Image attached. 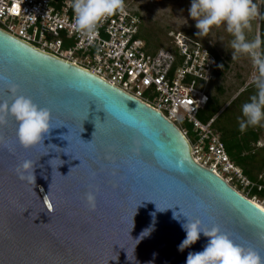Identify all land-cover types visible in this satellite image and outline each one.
I'll use <instances>...</instances> for the list:
<instances>
[{"label":"water","instance_id":"95a60500","mask_svg":"<svg viewBox=\"0 0 264 264\" xmlns=\"http://www.w3.org/2000/svg\"><path fill=\"white\" fill-rule=\"evenodd\" d=\"M0 78V99L14 83L52 114V129L31 149L17 141L11 116L0 126V264H185L207 238L179 251L184 215L264 256V210L195 163L160 113L1 31ZM181 158L183 171L167 163ZM24 160L36 163L33 183L16 175Z\"/></svg>","mask_w":264,"mask_h":264},{"label":"built area","instance_id":"2783aa9c","mask_svg":"<svg viewBox=\"0 0 264 264\" xmlns=\"http://www.w3.org/2000/svg\"><path fill=\"white\" fill-rule=\"evenodd\" d=\"M124 8L101 22L89 44L74 28L71 0H0V31L85 70L160 113L187 139L195 163L212 170L243 197L249 199L241 189L248 194L264 191V185L250 181L230 160L214 128L216 117L207 123L199 120L217 66L213 53L182 34L173 36L172 51L150 53L140 37V14L126 0Z\"/></svg>","mask_w":264,"mask_h":264},{"label":"clouds","instance_id":"9594fccd","mask_svg":"<svg viewBox=\"0 0 264 264\" xmlns=\"http://www.w3.org/2000/svg\"><path fill=\"white\" fill-rule=\"evenodd\" d=\"M71 8L74 13V28L87 38L89 44L97 36L98 27L104 19L125 10L124 0H71ZM256 14L257 9L252 0H190L188 9V15L195 20V27L198 29L196 36H207L213 28L224 25L233 37V56L237 53L249 56L257 69L258 75L254 80L256 93L241 106L242 118H238L241 132L246 127L264 124V51L260 50L262 41L259 38L248 41L245 37V30L250 27V21ZM6 87L10 98L0 99V126L5 125L7 118L11 116L17 124L16 139L24 149L43 144L45 136L52 129L50 109L41 107L22 94L17 84L7 83ZM126 122L144 130L143 124L133 118H128ZM51 146L55 148V145ZM167 163L178 171L184 170L182 158L169 160ZM35 166L33 161L24 160L16 167V175L23 182L33 183L36 179ZM85 200L87 207L94 211V192L89 191ZM184 216L187 217V222L181 223V228L186 236L178 245L179 251L183 252L194 245L200 240L201 234L207 238L202 251L188 253L185 264H264V256L255 248L237 244L219 226L208 227L199 218ZM174 219L179 220V217L174 215ZM150 230L146 229L142 237L147 236Z\"/></svg>","mask_w":264,"mask_h":264},{"label":"rangeland","instance_id":"374dc122","mask_svg":"<svg viewBox=\"0 0 264 264\" xmlns=\"http://www.w3.org/2000/svg\"><path fill=\"white\" fill-rule=\"evenodd\" d=\"M130 7L140 14L145 30H150L160 36L163 46L160 50H173V36L176 34L193 35L199 41L212 50L222 60L229 58L230 72L223 80H216L210 89L214 94L216 87L221 86L225 92L223 103L226 108L233 103L238 95L251 83L255 74V66L251 58L245 54L237 53L233 56L231 40L233 37L226 31L224 25L213 28L207 36L198 37L195 35L198 29L195 27V20L188 15L190 0H126ZM256 6L257 14L250 21V27L245 30V37L248 41L259 38L262 41V0H252ZM262 50V45L261 49ZM260 141L256 145V152L260 153L264 149V129H260ZM263 175L258 176V180ZM239 189V187H237ZM241 193L250 197L246 190L241 189ZM252 199V198H251ZM256 203L262 205L264 201L256 198Z\"/></svg>","mask_w":264,"mask_h":264},{"label":"trees","instance_id":"16d2710c","mask_svg":"<svg viewBox=\"0 0 264 264\" xmlns=\"http://www.w3.org/2000/svg\"><path fill=\"white\" fill-rule=\"evenodd\" d=\"M262 19L264 24V0H262ZM263 29L264 27L262 28L261 51H264ZM185 36L202 44L199 39L193 35ZM140 37L146 43L147 50L150 53H156L163 46V40H160V36L150 30H145L144 27H142ZM210 51L215 56L217 62V66L214 70L213 85L216 80H223L230 72L231 60L229 58H224L222 60L212 50ZM255 74L256 76L258 75L257 69H255ZM255 93V85L248 86L238 95L236 100L226 108V104L223 103L222 99L225 92L221 86H218L215 88L214 94L209 92L208 104L204 110L200 112L199 120L203 123H207L216 117L214 128L219 133L230 160L235 166L242 170L243 174L250 181L264 185V180H258L260 174L264 175V149L261 150L260 153L256 152V145L260 141V129H264V124L246 127L245 131L241 132L239 130L238 121V118H242L241 106L248 102L250 97L255 95ZM249 195V199L255 197L264 201V191L253 189L250 191Z\"/></svg>","mask_w":264,"mask_h":264},{"label":"bare ground","instance_id":"6f19581e","mask_svg":"<svg viewBox=\"0 0 264 264\" xmlns=\"http://www.w3.org/2000/svg\"><path fill=\"white\" fill-rule=\"evenodd\" d=\"M255 204H257L259 207H261L264 210V207L262 205H259V203L254 202Z\"/></svg>","mask_w":264,"mask_h":264},{"label":"snow or ice","instance_id":"6c2138e0","mask_svg":"<svg viewBox=\"0 0 264 264\" xmlns=\"http://www.w3.org/2000/svg\"><path fill=\"white\" fill-rule=\"evenodd\" d=\"M124 115H127L126 113Z\"/></svg>","mask_w":264,"mask_h":264}]
</instances>
